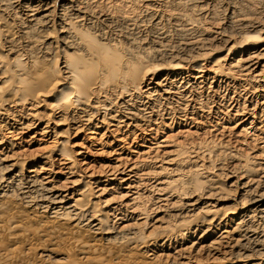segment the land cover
Instances as JSON below:
<instances>
[{
    "label": "bare ground",
    "instance_id": "obj_1",
    "mask_svg": "<svg viewBox=\"0 0 264 264\" xmlns=\"http://www.w3.org/2000/svg\"><path fill=\"white\" fill-rule=\"evenodd\" d=\"M20 1L22 2V6L24 5L25 9H26V10L23 9L25 11L24 15H23L25 17V19H23V21L25 22L26 25H28V26H25L27 29L24 26L23 27L31 33L39 32V30H38L39 26L44 27V23L49 22V21H47V19L52 13L50 7H48L47 0H20ZM91 2H92L91 0L90 1L89 0H66V3L63 6H61V9H62L61 13L60 14L58 13L59 17H60L59 19L61 21V23H59L60 29L58 32L59 33L58 39H54V40L50 41L49 43H46L43 46V49H41V50H43L42 51L43 55L41 56L42 57L41 58L42 59V61H41L42 65L38 68L31 69L30 73L28 74V79H27L28 81H26V82L22 81L21 83L19 82L16 86H14L12 88L11 93H13V94H10L9 97L7 99H5V101H4V103L6 105L5 108H2L0 105V121L2 119H4V120H2V123H6L5 124L6 127L9 126V124H12V122H13L12 125H14L15 128L13 127V129H11L10 133L7 134L6 136H4V137H6V139L10 140L12 143H13V140L14 141L17 140L18 136L21 134L25 135L31 131H34V133H35V130L37 129V126H38L36 123H39L41 128L39 131H37L38 137H41V138L44 137L45 138V135L48 136L51 134H53L54 137H63L64 134H67V136H68L70 132L74 133L73 135H78V136L84 135L85 138H87V141H89L91 143L90 145H92L93 147L104 146L105 148H108V149L110 148L111 149V153H110L111 159L109 161L108 166L106 165L107 167L103 168L105 170H103V171L100 170L101 172L100 171H97V172L91 171V169H93V168L90 167L91 168L90 169L89 166H91L90 164L92 162L93 163L96 162L93 159H97V156L99 154L97 152L95 154H92V152L90 153V150H88L86 148L87 146L85 147V145H84V146L80 147V149H81L80 151H77V153H75V155H73L72 153H69L66 150L67 140H63L61 143V146H60L61 149L59 151H57V153L55 155V160L57 162H59L60 165L62 166V168L60 170H58L59 172L58 171H57V173L54 172L55 174L54 173L52 174L49 172L46 173V172H43V171H45V168L40 167V166H39L40 168H38L37 166H33V167H31L30 170L26 171L27 176H24L25 175L24 172L26 170L25 167H27L26 162H21V161H19L20 159L18 161L17 160H11V158L15 155V153L11 154L13 156L10 158L8 156V154L0 152V157L3 156V159H0V163H7L8 162L7 166L3 167L4 170L0 169V175L3 174L2 172H4L5 174L8 175V180H9L7 183L8 185L10 184V182H14L18 177H21V176L26 177L25 178V180L27 182L26 186L28 185L27 190H29V192H24V189H22L21 190L22 192L16 193V196H15V195H13L14 189L12 191L10 190L13 193L12 194L8 190H6V188H4V184L2 183V181L0 182V264H29V258L30 257L38 258V255L40 256V255L47 254V253H49L50 255H54V250H53L54 246H52L50 248V250H48L49 249L48 246L43 247V246H39L37 244L33 245V241L37 240V239L45 238L47 240H50L51 235L54 233H56V234H58V236H60L58 239L67 241V242L66 241L65 242L68 245V249L66 251H64L65 256H68L69 252L73 253L74 255L79 256L77 259V262H75L73 260L71 264H121V261L123 262V264H129L130 261H129L128 255L133 254V252L128 251L127 254H125V252H123L121 250L119 251L118 249L135 250L136 248L137 249L141 248L140 250L144 251V252H142V254L145 256V260H147V262L149 264L155 263L157 261L158 262L166 261L170 264L171 263L172 264H260L261 263L260 259L256 258L254 261H252L253 259L250 260L249 257L245 256V255H243L244 257H242V256L231 257L230 256L231 259L227 258L228 260H226V261H223L224 259L219 261L220 259L217 260L218 258L215 260L214 259L215 257H214L213 258L214 260L211 259V261L210 260L208 261V259H206V261H208L207 263H204L203 260H200L201 258L196 259V260L194 259V261L191 262L190 258H192L194 254H196V257L200 254H203V255L207 254L209 257L212 252H215L217 250L219 251V245L223 244V240L230 239L233 241L234 237L237 234H240L239 231L242 228V225H243L244 220L246 218L264 219V151L263 152L261 151L262 154L259 155V157L256 156L255 158H253L255 156L254 155L248 161H240V162L238 161L239 157H240L239 154L236 152H230L229 153V150L227 147H226L227 150H225L224 152H222L223 151L222 150L218 154V156H221V157L222 156L228 157L229 154L234 157L233 158L230 156L232 159L231 161L233 162V166H234V168L236 167V169L234 170V173H231L230 176L233 175V179L235 181L233 180V181L229 182L228 184H230L229 186H231V187H235V190L234 189L228 190L229 192L228 193L226 192L227 194L222 193L224 190L223 188L226 187L227 185H225V186L223 184L211 185L210 180H212V179L209 180L208 177H205L204 179H199V176H205V175L210 176V175H212V173L213 174L218 173V170H216L215 172H214V170L212 171V169L209 166L210 164H208L209 162L207 163V161L212 158V155L215 156V154H216V153L213 154L214 151H211L213 149L203 150V148L198 147L199 145L195 148H188L187 149V148L183 147V146L188 145L187 142L185 143L186 145L184 143H179V142L177 143L176 142L175 144H180V145H178V146L174 145L173 146L174 142L171 140V136H170L169 139H167L168 138L167 137L166 140L162 141L163 145H161L160 144L161 142H160V143L155 144V146L157 145L156 148L155 147L154 148L153 147L152 148H148V147L146 148L145 147L147 149L146 151H143L140 153L136 152L137 157H135V155H134L133 159H125V157H123V154L121 153L124 150V148H122L121 150H116L118 144H119V146H120V144L127 146L126 143L128 141V134L129 133L127 135L123 136V138H121V136H122L121 133H123L122 131L124 128H126V129L132 128V129H130L131 131L132 130L133 131L138 130V132L139 131L142 132V135L149 136L150 139L149 138L147 139L146 137L142 138L143 144L149 143L153 146V144H152L153 142H151V141L157 140V139H154L155 132H157V130H155V128L152 125H156L158 123L156 122V124H154L155 122H152L151 121L152 119L147 117L148 115L146 116V115L142 114V112H144L145 110H142V108L136 109L134 106V104H135L134 101H135V99H137L139 93H142V94L146 93L148 98L151 96V94H150L151 92L149 90H151L152 88H148L147 90L142 89V87H143L142 83H144V81L147 80L146 79L147 75L143 72V70H144L143 65L145 64L146 60L151 62V60L153 58L156 59L157 58V57H155L156 55H158L160 58H164L166 61H167V59H169L172 56H169V54H166L165 52H167V51L164 52L165 54H156L155 56L152 54L153 56H146L144 59L137 57L138 55L134 56V55L126 54L127 51H126V53L123 54V56H120V54H118L119 53L118 50L109 51L108 49H106L101 44L100 45L98 43L93 44V40L91 39L90 36H92L91 32L94 30V26H93V23L91 24V19H89V17L93 18V16H91V14L96 13L97 17L99 16V17L105 18V20L109 21V20H111V16L108 15V13L103 14L105 11L104 12L99 11V9H102V8H99L98 12H97V10L95 9L96 5L94 7ZM96 2H98V1H96ZM119 2H117V3H119ZM199 2H200V0H199ZM117 3H116V5H117ZM97 7H99V6H97ZM117 7H118V9H121V8H119V6H117ZM175 7H177V6H175ZM5 8L9 9L6 6H5ZM179 8H180V6H179ZM111 9H112V7H111ZM122 9H121V11H122ZM206 9H208V8H206ZM114 10H112V11H114ZM108 12H109V10H108ZM123 12H124V10H123ZM110 13H112V12H110ZM116 13H118V12H116ZM179 13H181V12H179ZM122 14L123 13H121V15ZM167 14H169V13H167ZM176 14L177 13H175L174 15H176ZM95 15H94V17H95ZM127 15L128 14L125 13L126 18H127ZM181 15H182V13H181ZM112 16H114V14ZM125 16H124V18H125ZM170 16H172V15H170ZM176 16H178V15H176ZM15 17H17V16H15ZM17 18H21V17H17ZM17 18H16V20H17ZM120 19H122V18H120ZM21 20H22V18H21ZM136 20L134 19L133 21L136 22ZM179 20H181V19H179ZM188 20L189 19H187V22H188ZM258 20L259 19L255 20V24ZM194 21H195V19H194ZM130 22L133 23L132 21H130ZM162 22H164V21H162ZM252 22H254V21H252ZM47 23H45V24H47ZM262 23L260 22L259 25ZM257 24H258V22H257ZM95 26H97V25H95ZM134 26L135 25H133V27ZM137 26H136V28H138ZM176 26H177V24H176ZM187 26H190V25H187ZM181 27H183V26H181ZM40 29H41V27H40ZM126 29H128V28H126ZM201 29L204 30L205 28H201ZM54 30H56V29H54ZM129 30H131V29H129ZM189 30L190 29L188 28V30H185V31L188 32ZM206 30H204V31L206 32ZM43 31H45V30H43ZM179 31L185 32L184 30H181V29ZM25 33L26 32L24 31V34ZM102 33H97V34H102ZM26 34H28V33H26ZM49 35H50V33H49ZM51 35H53V33ZM156 38H158V37H156ZM214 38H215V36H214ZM104 39H105V37H104ZM104 39H102V40H104ZM143 40L144 39H142V41ZM131 41H132V39H131ZM135 41H136V39H135ZM200 41L201 40H199V42ZM12 42H13V40H12ZM203 42H204V39H203ZM225 43L228 46L232 45V42L229 39L226 40ZM186 44H189V43H186ZM53 45H55L56 51L54 53H52L53 55H52L51 59L46 58V57H48V55L51 54L50 51L52 50L51 48ZM253 45H254V43H253ZM37 46L38 45H36V48H37ZM33 47H34V45H33ZM39 47L42 48L41 46H39ZM189 48H190V46H189ZM261 48L262 49H260V51L258 50L255 53H252L250 55L248 54L247 58H245L244 60H242L240 58L239 61H236V60L233 61L234 65L232 62V64H230L228 69H225V70L222 69V71H221L220 65L218 64L219 61L215 62L216 61L215 60L214 61L215 63H213L215 65L214 66L212 65L213 68L211 67V70H209V72H211L210 75H216V74L221 72V73H224L225 76L228 78L229 77H237V76L240 77V75H241V77H244L246 79V78H250L249 74L251 72H253V74H255L254 83L256 84L257 87H263L260 84L264 83V71H263L264 70V47H261ZM235 49L236 48L234 45H232L230 48L231 51L235 50ZM37 50H38V48H37ZM37 50H35L36 53L38 52ZM129 50H130V48H129ZM142 50H143V48H142ZM172 50H173V48H172ZM35 51L33 50L34 53H35ZM159 51H157V53ZM161 51H163V50H161ZM231 51L229 52V54H231ZM49 52H50V54H49ZM144 52H146V51H144ZM154 52H156V51H154ZM190 52H191V50H190ZM159 53H161V52H159ZM7 54L14 56V54L16 55L17 52L14 51L13 46H11L9 48V51H7ZM170 55H172V53ZM198 56H199V54H198ZM6 57H7L6 54L4 55V54L0 53V64L3 62V60ZM142 57H144V56L142 55ZM175 57H176V55H175ZM32 58H33V56H32ZM173 58L174 57H172L170 59L172 60ZM46 60H48V61H46ZM59 60H63V62L60 61V66H62V68L61 67H60V69H58L59 67L53 68V66L55 64H57V62H59ZM171 60H169L170 63L172 62ZM44 62H47V63H44ZM161 63H163V62H161ZM186 68H187V66H186ZM197 68L199 70V66ZM183 69H185V68H183ZM190 70H192V69H190ZM61 71L65 75V76H63L64 77L63 79L59 75L61 73ZM202 72H200V73L202 74ZM191 75H193V74H191ZM210 75L208 74V76H210ZM192 78H193V76H192ZM204 79H206V78H204ZM241 79H239V80H241ZM2 80L3 79H1V77H0V83L2 82ZM185 80H186V78H185ZM198 80H199V78H198ZM61 81H62V83H61ZM246 82H247V80H246ZM185 83H187V82H185ZM162 84L161 83H155L157 88L161 87ZM195 85H194V88H195ZM196 88H197V85H196ZM178 89H180V87ZM162 91H163V89H162ZM166 91L164 93H165V95L168 96L171 92L170 91L166 92ZM191 92H193V91H191ZM174 96H176V95H174ZM145 97H146V95H145ZM187 97H189V96H187ZM148 98H147V100H148ZM156 98H158V97H156ZM195 98H196V96H195ZM195 98H194V100L196 101ZM161 99H163V97ZM180 99H181V97H180ZM183 100H185V99H183ZM159 102H157V103H159ZM165 102H166V99H165ZM177 102H176V104H177ZM185 102H186V100H185ZM198 102H200V101H198ZM163 103H164V101H163ZM166 103H168V102H166ZM155 104H156V102H155ZM200 105H202V104H200ZM44 106H46L47 109H44ZM147 106L144 108L146 109ZM181 106H185V103H184V105H181ZM188 106H189V104H188ZM158 107H159V104H158ZM176 107H179V106H176ZM199 108L201 109V107H199ZM178 109H180V107ZM41 110H43L45 112L43 113V111H41ZM158 110H159V108H158ZM175 110H177V109H175ZM158 113H159V111H158ZM145 114H147V113H145ZM148 114L150 115V112ZM152 116H154V114ZM164 116H165V113H164ZM169 116H167V117H169ZM175 116H176V114H175ZM190 116H192V115H190ZM172 117H173V115H172ZM173 119H174V117H173ZM176 119H178V118H176ZM142 120L144 123H147V124L141 125ZM162 120L163 119L161 118V123L163 122ZM164 120H166V119H164ZM181 120H182V118H181ZM191 120H189V121H191ZM252 120H253L252 121V123H253V122H255L256 118L253 116ZM186 121H187V119H186ZM248 121H249V119L244 121V122H248ZM178 123H177V125H178ZM170 124H168V126ZM188 124H189V122H188ZM218 127H220V126H218ZM261 127H262V125L259 128H256V130L253 131V134L252 133L249 134V132L246 131V129H244L243 127H240L234 135L239 137V139L240 138H245V139L249 138V139H252L254 141V143H258V140H257L258 136L256 137L257 138L256 139L255 135H258V134H259V136H260V134L264 135V126L262 128ZM167 128H169V127H167ZM157 129H160L159 125H158ZM224 129H223V127L218 128L217 131L219 133H223L226 130V129L225 130ZM232 130H234V129H232ZM2 131H3V128L1 125L0 126V134L2 133ZM8 131H9V129H8ZM131 131H129V132L131 133ZM6 132H7V130H6ZM125 132H126V130H125ZM229 132H227V133H229ZM134 133H132V135ZM157 133H159V132H157ZM194 133L189 134V132L186 131L184 134L185 135L188 134L185 137H187L189 139L190 136H192ZM214 133H216V132H214ZM224 133L222 135H220V136H222V138L224 136ZM157 135L158 134H156V136ZM231 135H233V134H231ZM34 137H35V135H34ZM34 137L32 139H36ZM215 137H216V135H215ZM139 138H141V137H139ZM139 138H137V139L135 138V139L138 140ZM21 139H22V137H21ZM260 139H261V137H260ZM19 140H20V138H19ZM244 141L246 142L245 144H248L246 140H244ZM241 143H242V141H241ZM3 144H4V140H0V146H2ZM14 144H15V142H14ZM202 144H203V142H202ZM238 144H240V143H238ZM131 145H132V143H131ZM191 145H192V143H191ZM243 145H244V143H243ZM248 145L250 146V144H248ZM259 145H261L260 148L262 150H264L263 141L261 144L259 143ZM190 147H192V146H190ZM126 148H128V147H126ZM159 148H163V150L160 152ZM169 148H171L172 150H169ZM255 148L259 149V146L255 147ZM129 149L130 148H128V150ZM200 152H202L203 154ZM22 153H24V152H22ZM50 157H51V155H50ZM126 157H127V155H126ZM48 158H49V156H48ZM76 158H77V160H76ZM215 158L218 159L217 157H215ZM242 159H243V157H242ZM157 163H162L163 166L159 167L160 169L158 171H152L153 173L149 172L152 164L157 165ZM214 164H216L215 160H214ZM218 167H216V169H218ZM94 169H95V167H94ZM221 169L222 168H220V170ZM231 170H232V168H231ZM253 170H255L258 173V175L256 177L251 176L252 175L251 171H253ZM186 172H188V173H186ZM221 174H222V171H221ZM75 176H77V178H79V179L75 180V178H76ZM59 177H62L61 186H52V183H54L53 180L55 178L59 179ZM151 179H156V181H157L156 184L154 183L155 184L154 186L156 187V190H157L156 192H158L156 200L159 203L158 210H160V212H164L165 209H167L166 211H168L170 209L177 210L178 208H181V207L185 208V209H191V208L197 207L198 205H200L202 203L207 205V208L210 207L211 209L212 208L214 209V211H212L209 208L210 210H208V211H211V212L210 213L206 212V214H209L210 216L209 215L204 216V219H203L204 222L201 224V226L198 223V225H199L198 227L200 229L202 227L201 231L206 232L205 233L206 238H207L206 241L196 240L193 243L190 242L188 244L189 245L188 247L183 245V246L176 247L175 250L172 252H167L165 250V247L168 245H171V241L173 242L172 237L174 236V238L176 239L177 242H178V240H181V239L184 241L185 236H186V230L188 231V229H186V230L181 229V228L178 229V227H176V229H174V231L171 233L162 234L159 237H157L156 239L150 238L151 240H149L148 242H143V241L139 242V235H138V232H137L138 230H137L136 226H139V228H140V226H143L148 221L149 216L147 218L146 217H144L142 219L139 218L140 220L138 219L137 220L138 222H135L136 225L135 224L134 225L128 224V223L124 222L123 219H120V218L117 219V218L113 217L112 212H117L120 209L129 210V211L131 210V212H133V214L137 213V215H138L140 213V215L142 216V214H144L145 212L143 211L144 213H142V211H140L139 206H138V202L142 198V194H140V192H141L140 186H142L143 184H144V186H146V182H149ZM225 179H227V177ZM228 181H229V179H228ZM17 182L20 183V181H17ZM58 185H60V184H58ZM19 187H20V185H19ZM21 187H23V186H21ZM122 187H123V189H122L123 192H120V194L118 193L121 197V199L119 197L120 201L115 203V207L114 206L109 207V210H108L107 207L111 203L109 201H103L102 202L104 195L107 194L106 192H113V191H116ZM17 189L20 190L21 188H17ZM35 192H37V195H40L41 198H38L35 200V198L33 199L30 196L33 194L35 196V194H36ZM19 193H20V196L18 195L19 196V198H18L17 194H19ZM232 193H234L235 195H233ZM232 197H233L234 201L237 199L246 200V201H243L244 203L240 200L242 202V205H241L242 209L239 208L238 204H236L237 205L236 207H226L228 202L227 203H224V202H226L227 199H231ZM17 199L19 201H21L22 204L25 206L24 209L17 207L18 202H17V204H16V202L14 203V200L17 201ZM99 205L100 206H103V205L106 206V210L103 211V215H99V213L97 211V209L99 208ZM217 207L222 208L221 209L222 214H219L220 210L215 211V208H217ZM174 214L176 215V213H174ZM111 218H114L113 222L111 221ZM159 220H160V218H159ZM156 222H159V221H156ZM33 223H35L36 226H39L43 229L38 230V231L32 229L30 224H33ZM110 223H111V225H110ZM148 225H149V223H148ZM64 226L70 227L71 233L68 234L69 235L68 237H66L62 232V228ZM145 226H146V224H145ZM159 227H161V226H159ZM152 228H154L153 225H152ZM168 228L169 227L166 226V229H168ZM82 229H84V230H82ZM140 230H141V228H140ZM189 230H191V229H189ZM263 231H264V229H263ZM131 233L133 234L132 237H130ZM190 233H191V231H190ZM110 234H112V236ZM191 235H193V234H191ZM148 236L150 237V235H148ZM202 238H204L202 240H205V237L202 236ZM4 240L6 241L7 246L5 245L6 243L4 245L2 243ZM257 242H259V241H257ZM240 243L241 242L239 240L233 242V244L236 247L238 245H240ZM221 245H220V247H222ZM34 246H35V248H34ZM6 247H12L11 251L8 250ZM23 248L28 250L29 252L33 251V253L29 254V252H24L22 250ZM186 256H188V258ZM211 256H213V255H211ZM211 256H210V258H211ZM196 257H194V258H196ZM78 260H79V262H78ZM118 260H120V261H118ZM136 261H138V259H136ZM139 261H138V264L140 262H142V261H140V262Z\"/></svg>",
    "mask_w": 264,
    "mask_h": 264
},
{
    "label": "rangeland",
    "instance_id": "obj_2",
    "mask_svg": "<svg viewBox=\"0 0 264 264\" xmlns=\"http://www.w3.org/2000/svg\"><path fill=\"white\" fill-rule=\"evenodd\" d=\"M9 1L10 0H0V53L7 55V57L0 64V77H1V79H3L2 82L0 83V105L2 108H5V106H6L4 103L5 99H7L10 94H13V93H11L12 88L14 86H16L19 82L21 83L22 81H24V82L28 81L27 80L28 74L30 73L31 69L38 68L42 65L41 64V61H42L41 56L43 55L42 54L43 50H41V49H43V46L46 43H49L50 41H52L54 39H58V37H59L58 32L60 29L59 23H61V21L59 19L60 18L59 14L61 13V10H62L61 6H63L66 3V0H47L48 7H50V9L52 11L51 15L49 16L50 18L48 17V19H47V21H49V22L48 23L45 22L47 24L44 23L45 28L42 26H39L38 30L40 33L39 32H33V31H32L33 33H31L28 30H26L27 28L25 26H28V25H26L25 22L23 21V19H25V17L23 16L24 12H25L24 10H26L25 6L24 5L22 6V2L20 0H15V1L11 0L12 1V2L10 1L11 3ZM91 1H92L91 2L92 5L94 7L96 5L95 9L97 10V12H98L99 8H102V9H99V11H101V12L105 11L103 14L108 13V15L111 16V20L108 21V20H105V18H101L99 16H98L99 17L98 18L97 14L93 11L96 15L91 14V16H93V18L89 17V19H91V24L93 23V26H94V30L91 32L92 36H90L91 39L93 40V44H95V43H98L99 45L101 44L106 49H108L109 51L118 50L119 51L118 54H120V56H123V54L126 53V51H127L126 54L134 55V56L138 55L137 57L143 58V59L146 56H153V55L155 56L156 54H165V53L169 54V56L174 57L172 60L170 59L172 57H170L166 61L164 58H160L158 55H156L155 57H157V58L156 59L153 58L151 60V62L146 60L145 64L143 65V67H144L143 72L147 75V78H146L147 80H145L144 83H142V85H143L142 89L147 90L148 88H152L151 90H149L151 92L150 94L152 97L150 96L148 98L146 93H143V94L139 93V95L137 97V99L138 98L139 99L138 100L135 99V101H134L135 102L134 106L136 109L142 108V110L146 111V112L145 111L142 112L143 115H146V116L148 115L147 117L152 119L151 121L155 122L154 124H156V122L158 123L156 125H152L155 128V130H157V132H159V133L155 132L154 139H157V140L151 141V142H153L152 143L153 146L149 143L143 144L142 138L146 137L147 139L148 138L150 139L149 136L142 135V132H140V131L138 132V130L137 131H133V130L131 131L130 129H132V128H127V129L124 128L122 131L123 133H121L122 134L121 138H123V136H125L129 133L128 134V141L126 143L127 146L123 145V144H120V146H119V144H118L116 150H121L122 148H124V150L121 152L123 154V157H125V159H133L134 155H135V157H137L136 156L137 153L146 151L147 147L148 148H152V147L156 148L157 145L155 146V144L160 143V142H161L160 144L163 145L162 141L166 140L167 137H168L167 139H169L170 136H171V140L174 142L173 146L174 145L175 146L180 145V144H175L176 142L177 143L178 142L184 143V144L187 142L188 145L185 144L186 146H183L187 149L188 148H195L198 145H199L198 147L203 148V150L213 149L211 151H214L213 154H215V153L216 154H215V156L212 155V158L210 160H208L207 163L209 162L208 164H210L209 166L212 169V171L214 170V172H215L216 170H218V173H216V174L212 173V175H210V176H207V175L199 176V179H204L205 177H208L209 180L212 179V180H210L211 185H217V184H220V185L223 184L224 186L227 185L226 187L223 188L224 190L222 193H226V192L228 193L229 192L228 190H233V189L235 190V187H231V186H229L230 184H228L229 182L234 180L233 175L232 176H230V175H231V173H234V170L236 169V167L234 168L233 162L231 161L232 160L231 157H233V156L229 154L228 157L227 156L221 157V156H218V154L222 150H223L222 152H224L228 148L229 153L230 152H236L239 154L240 157H239L238 161L240 162V161H248L254 155L255 156L253 158H255L256 156L259 157V155H261L262 152L264 151L260 148L261 145H259V143L261 144L262 141L264 143V135H261V134H260V136H259V134L255 135V138L258 136L257 137L258 139L256 138L258 140V143H254V141L252 139H249V138H247V139L240 138L239 139V137L234 135L240 127H243L244 129H246V131H248L249 134H251V133L253 134V131L256 130V128H259L261 125H262V127L264 126V83L260 84L263 87H257L256 84L254 83L255 74H253V72H251V73L249 72L250 78L245 79L244 77H241V75H240V77L242 79L239 76L229 77L230 78L229 79L228 77L225 76L224 73H221V72L216 74V75H210L211 72H209V70H211V67L213 68V66L215 65L213 63H215L217 61H219L218 64L221 67V71H222V69L223 70L228 69L230 64H232L233 61H235V60L239 61L240 58L242 60H244L245 58H247L248 54L250 55L252 53H255L258 50L260 51V49H262L261 47H264V44H263L264 43V29H263L264 28V0H200V2H199V0H190L191 2L189 0H91ZM96 1H98V2H96ZM114 1L116 3L119 1L120 2L117 3V5H116V3ZM2 6L4 8L6 6L9 9H6V8L4 9ZM97 6H99V7H97ZM117 6H119V8H121V9L123 8L122 11H121V9H118ZM175 6H177V7H175ZM179 6H180V8H179ZM111 7H112V9H111ZM206 8H208V9H206ZM108 10H109V12H108ZM112 10H114V11H112ZM123 10H124V12H123ZM110 12H112V13H110ZM116 12H118V13H116ZM179 12H181L182 15ZM121 13H123L122 14L123 16L121 15ZM125 13L128 14L127 18L125 16ZM167 13H169L172 16H170ZM175 13H177L176 15H178L179 17L174 15ZM113 14H114V16H112ZM94 15H95V17H94ZM15 16L21 17L22 20H21V18H17ZM124 16H125V18H124ZM119 17L122 18L123 20L120 19ZM16 18H17V20H16ZM112 18L113 19L115 18V19L113 20ZM128 19L130 21H132L133 23H131ZM134 19L135 20L137 19L136 22L133 21ZM179 19H181V20H179ZM187 19H189L188 22H187ZM194 19L196 22L194 21ZM256 19H259L257 21L258 24H257V22L255 24ZM161 20L164 22H162ZM251 20L254 22H252ZM260 22L261 23L263 22V23L259 25ZM132 24L135 26L133 27ZM176 24H177V26H176ZM95 25H97V26H95ZM187 25H190V26H187ZM46 26L47 27L49 26V27L47 28ZM136 26L138 28H136ZM181 26H183V27H181ZM40 27H41V29H40ZM126 28H128V29H126ZM188 28L190 30L188 32L185 31V30H188ZM201 28H205L204 30L207 29L206 32ZM54 29H56V30H54ZM129 29H131V30H129ZM178 29L184 30L185 32L179 31ZM43 30H45V31H43ZM24 31L28 34H26V33L24 34ZM49 33H50V35H49ZM52 33L54 36L51 35ZM97 33H102V34H97ZM214 36H215V38H214ZM104 37L106 40L104 39ZM125 37L126 38L128 37V38L126 39ZM156 37H158V38H156ZM11 39L13 40V42ZM102 39H104V40H102ZM131 39H132V41H131ZM135 39H136V41H135ZM142 39H144V40L142 41ZM203 39H204V42H203ZM228 39L232 42V45L235 46V48H236L235 50H232V51L230 50L232 45L231 46L226 45L225 42ZM199 40H201V41L199 42ZM186 43H189V44H186ZM253 43H254V45H253ZM33 45H34V47H33ZM36 45H38L37 46L38 50L36 48ZM188 45L190 46V48ZM11 46H13L14 51H16L19 56L17 54L16 55L14 54V56L7 54V51H9V48ZM39 46H41L42 48H40ZM171 47L173 48V50ZM129 48H130V50H129ZM142 48H143V50H142ZM51 49H52L50 51L51 54L49 52L50 55H48V57H46V58H50V59L52 58V55H53L52 53H54L56 51L55 45H53ZM33 50L34 51L37 50L38 52L36 53V51H35V53H34ZM161 50H163V51H161ZM190 50H191V52H190ZM144 51H146V52H144ZM154 51H156V52H154ZM157 51H159L161 53H159V52L157 53ZM165 51H167V52H165ZM230 51H231V54H229ZM171 53H172V55H170ZM141 54L144 57H142ZM198 54H199V56H198ZM175 55H176V57H175ZM32 56H33V58H32ZM169 60H171L172 62L170 63ZM46 61H48V60H46ZM60 61L63 62V60H59V62H57V64H55L53 66V68H58V67H59L58 69H60V67L62 68V66H60ZM161 62H163V63H161ZM44 63H47V62H44ZM233 65H234V62H233ZM186 66H187V68H186ZM198 66H199V70L197 68ZM183 68H185V69H183ZM190 69H192V70H190ZM200 72H202V74ZM190 73L193 75H191ZM208 74L210 76H208ZM59 75L62 79L64 78L63 76H65L62 73V71ZM192 76H193V78H192ZM185 78H186V80H185ZM198 78H199V80H198ZM204 78H206V79H204ZM239 79H241V80H239ZM246 80H247V82H246ZM185 82H187V83H185ZM61 83H62V81H61ZM155 83H161V84L163 83V84L161 87L157 88ZM195 84L197 85V88H196ZM194 85H195V88H194ZM179 87H180V89H178ZM162 89H163V91H162ZM190 90L193 92H191ZM165 91L166 92L170 91L171 93L167 96L164 93ZM145 95L148 98V100L145 97ZM174 95H176V96H174ZM187 96H189V97H187ZM195 96H196V98H195ZM156 97H158V98H156ZM162 97H163V99L165 98L166 102H168L169 104L165 102V99L164 100L161 99ZM180 97H181V99H180ZM182 98L185 99L186 102ZM194 98L196 99L197 102L194 100ZM140 101L141 102L143 101V102L141 103ZM163 101H164V103H163ZM198 101H200V102H198ZM155 102H156V104H155ZM157 102H159V103H157ZM176 102H177V104H176ZM184 103H185V106H181V105H184ZM187 103L189 104V106ZM158 104H159V107H158ZM200 104H202V105H200ZM146 106H147V108L145 109L144 107H146ZM176 106H179L180 109H178L179 107H176ZM199 107H201V109ZM158 108H159V110H158ZM44 109H47V107L44 106ZM175 109H177V110H175ZM41 111H43V110H41ZM158 111H159V113H158ZM44 112L45 111H43V113ZM149 112H150V115L148 114ZM145 113H147V114H145ZM152 113L154 114V116H152L153 115ZM164 113H165V116H164ZM175 114L177 117L175 116ZM172 115H173L174 119H173ZM190 115H192V116H190ZM167 116H169V117H167ZM253 116L256 118V120H255V122L252 123ZM161 118L163 119L162 123H161ZM176 118H178L179 120ZM181 118L183 121L181 120ZM164 119H166V120H164ZM186 119H187V121H186ZM188 119L189 120L192 119V120L189 121ZM248 119H249L248 122H244ZM2 120H4V119H2ZM2 120L0 121V126L2 125L3 131L0 134V138L2 137L0 140H4V144L2 146H0L1 147L0 152L8 154V156L10 158L13 156L11 154L15 153V155L11 158V160H17L18 161L20 159L19 161L26 162L27 167H25L26 170L24 172V174H25L24 176H27L26 171L30 170L31 167H33V166H37L38 168H40V167L45 168V171H43V172H46V173H48V172L52 173V174L54 172L57 173V171L60 170L62 168V166L60 165L59 162H57L55 160V155H56L57 151H59L61 149L60 146H61V143L63 140H67L66 150L69 153H72L73 155H75V153H77V151H80L81 150L80 147L84 146V145H85V147L87 146L86 148L88 150H90V153L92 152V154H95L97 152L99 154V155L97 154L98 155L97 159H93L96 162L95 163L92 162L90 164L91 166H89V168L91 167L93 169L95 167L94 170L90 168L91 171L97 172L100 170H102V171L105 170L103 168L108 166L109 161L111 159V157H110L111 149L110 148L108 149V148H105L104 146L93 147L92 145H90L91 143L89 141H87V138H85L84 135H81V136L73 135L74 133L70 132L68 136H67V134H64L63 137H54L53 134L48 135V136L45 135V138L44 137H42V138L38 137L37 131H39L41 128L39 123H36L38 126H37V129L35 130V133H34V131H31L25 135L21 134L18 136V139L16 138L17 140H15V141L13 140V143H12L10 140L6 139V137H4V136L9 134L11 129H13V127H14V125H12L13 122H12V124H9V126L6 127V125H5L6 123H2ZM188 122H189V124H188ZM177 123H178V125H177ZM143 124H147V123H144L142 120L141 125H143ZM168 124H170V125L168 126ZM158 125H159L160 129H157ZM218 126H220V127H218ZM167 127H169V128H167ZM222 127H223V129L224 128L226 129V130L224 129L225 133L223 132L224 133L223 138H222V136H220L223 133H219L217 131L218 128H222ZM8 129H9V131H8ZM232 129H234V130H232ZM6 130L8 133L6 132ZM125 130H126V132H125ZM129 131H131V133ZM184 131L189 132V134L195 132L194 133L195 135L193 134L194 136L192 135L188 139L187 137H185L188 134L185 135ZM214 132H216V133H214ZM227 132H229V133H227ZM132 133H134V134L132 135ZM156 134H158V135L156 136ZM231 134H233V135H231ZM34 135H35V137H34ZM215 135H216V137H215ZM21 137H22V139H21ZM33 137L36 139H32ZM139 137H141V138H139ZM260 137H261V139H260ZM19 138H20V140H19ZM135 138L136 139L139 138V139L136 140ZM244 140H246L247 143L250 144L251 147L248 144H245L246 142ZM241 141H242V143H241ZM14 142H15V144H14ZM202 142H203V144H202ZM131 143H132V145H131ZM191 143H192V145H191ZM238 143H240V144H238ZM243 143H244V145H243ZM189 145L192 147H190ZM252 146L253 147L259 146V149L255 148V147L253 148ZM126 147H128L130 149L128 150V148H126ZM162 150H163V148H159L160 152ZM169 150H172V149L169 148ZM22 152H24V153H22ZM200 153H202V152H200ZM50 155H51V157H50ZM126 155H127V157H126ZM48 156H49V158H48ZM215 157H217L218 159H216ZM242 157H243V159H242ZM0 159H3V156L0 157ZM76 160H77V158H76ZM214 160H215L216 164H214ZM162 163H157V165L152 164L149 172L153 173L152 171H158L160 169L159 167L163 166ZM7 164H8V162L7 163H0V169L4 170L3 167L7 166ZM216 167H218V169H216ZM220 168H222V169L220 170ZM231 168H232V170H231ZM221 171H222V174H221ZM2 173L3 174L0 175V178L2 177L0 179V182L2 181V183L4 184V188H6V190H8L9 192H11L14 189L13 190L14 194L11 192L13 195L16 196V193H18V192L21 193L22 189H24V192H29V190H27L28 185L26 186V183H27L25 180L26 177H24V176L18 177L14 182H10V184L8 185L7 184L9 181L8 175L5 174L4 172H2ZM186 173H188V172H186ZM251 174H252L251 176H254V177H256L258 175V173L255 170L251 171ZM75 177H76L75 180L79 179V178H77V176H75ZM226 177H227V179H225ZM59 179L55 178L53 180L54 183H52V186H61L62 177H59ZM228 179H229V181H228ZM151 180L149 182H146V186H144V184L143 185L141 184L142 186H140V188H141L140 194H142L143 199L141 198L139 200L138 206H139L140 211H142V213L145 212L144 213L145 215L141 213L142 214V216H141L140 213L137 215V213L133 214V212H131V210L129 211V210L120 209L117 212H112L113 217L117 218V219H119V218L123 219V221L128 223V224H133V225L135 224L136 225L135 222H138L137 220L139 218L142 219L144 217L147 218L149 216L148 221L145 223L146 226H145V224L143 226H140L141 230H140L139 226H136V228L138 230V231L137 230L136 231L138 232V235H139V242H141V241L148 242L151 239H156L157 237H159L162 234L171 233L174 231V229H176V227H178V229H180V228L185 229V230L188 229V231L186 230V236H185L184 241L181 239V240H178V242H177L176 239L174 238V236L172 237V240H173V242L171 241L172 246L168 245L165 247V250L167 252H172L175 250L176 247L183 246V245L188 247L189 246L188 244L190 242L193 243L196 240L206 241V239H207L206 234H205L206 232L201 231L202 227L200 229L198 226L199 225L201 226V224L204 222V220H203L204 216L209 215V214H206V212L210 213L211 211H208V210H210L211 208L210 207L207 208V205L202 203V204L198 205L197 207L191 208V209H185V208L181 207V208H178L177 210L170 209V210L166 211L167 209H165V211L163 210L164 212H160V210H158L159 203L156 200L158 192H156L157 190H156V187L154 186L157 181H156V179H151ZM17 181H20V183ZM58 184H60V185H58ZM19 185H20V187H19ZM21 186H23V187H21ZM16 187L21 188V189L18 190ZM122 189H123V187L116 190V191H113V192H106L107 194L104 195L102 202L103 201H109L111 203L107 207L108 210H109V207H113V206L115 207V203L120 201L121 197L119 194H120V192H123ZM20 193L17 194V196L18 195L20 196ZM35 193H36L35 196H34V194L30 195L33 199L35 198V200H36L38 198H41L40 195H37V192H35ZM232 194L235 195L234 193H232ZM19 196H18V198H19ZM119 197H120V199H119ZM231 199H227L226 202H224V203L228 202L226 207H236L237 206L236 204H238L239 208L242 209V207H241L242 202L246 201V200H242V199H237V200H235L236 201L235 202L233 197ZM15 202H16V204L18 202L17 207H19L21 209L25 208V206L22 204V202L19 201L18 199H17V201L14 200V203ZM221 209H222L221 207H217V208H215V211L220 210L219 214H222ZM105 210H106L105 205H103V206L99 205V208L97 209L99 215H103V211H105ZM211 210L214 211L213 208ZM174 213H176V215ZM114 218H111L112 222L114 221ZM159 218H160V220H159ZM155 220L159 221V222H156ZM148 223H149V225L150 224L151 225L149 226ZM198 223H199V225H198ZM30 225H31L32 229L37 230V231L43 229L39 226H36L35 223L30 224ZM110 225H111V223H110ZM152 225L154 228H152ZM157 226L158 227L161 226V227L158 228ZM166 226H168L169 228L166 229ZM242 228H241L242 230L240 229V231H239L240 234H237L234 237L233 241L230 239L223 240V244L222 245L220 244L222 247H220V245H219V251L217 250L215 252H212L210 254V256L213 255V256H211V258H210V256L208 257L207 254H204V255L200 254L197 257H196V254H194L195 256L193 255V257L190 258V261L192 262V261H194V259L196 260V259H200V258H201L200 260H203L204 263H207L209 260L211 261V259L216 260L217 258H218L217 260L220 259L219 261H221L223 259H224L223 261H226L229 258L231 259V257H233V256L244 257L243 255H245V256H248L250 260L253 259L252 261H254L256 258L260 259L261 260L260 264H264V248H263L264 247V231H263L264 219L246 218L244 220ZM189 229H191V230H189ZM82 230H84V229H82ZM190 231H191V233H190ZM62 232L66 237H68L69 236L68 234L71 233L70 227L64 226L62 228ZM191 234H193V235H191ZM110 235L112 236V234H110ZM148 235H150V237ZM132 236H133V234L131 233L130 237H132ZM202 236L205 237V240H202V239H204V238H202ZM59 237L60 236H58V234L54 233L51 235L50 240H47L45 238L34 240L33 245L37 244V245L43 246V247L48 246V248H49L48 250H50V248L52 246H54L53 247L54 255H50L49 253H47V254H43L40 256L38 255V258L30 257L29 258V264H71L73 260L75 262H77V259L79 256L74 255L71 252L68 253V256H65L64 251H66L68 249V245L66 243L67 241L58 239ZM237 240H239L241 242L240 243L241 246L238 245L236 247L233 244V242L237 241ZM257 241H259V242H257ZM2 243L4 245L6 243V241L4 240ZM5 245L7 246V243ZM6 248L10 251L12 249V247H6ZM34 248H35V246H34ZM140 249L136 248L135 250H130V249H118V250L125 252V254H127L128 251L133 252V254L128 253L129 254L128 257H129V261H130L129 264H138L139 260L142 261V262L139 261L140 262L139 264H149L147 262V260H145V256L142 254V252H144V251H141ZM22 250L24 252H29L28 250H26L24 248ZM32 253H33V251L29 252V254H32ZM186 257L188 258V256H186ZM194 257H196V258H194ZM136 259H138V261H136ZM206 259H208V261H206ZM118 261H120V260H118ZM78 262H79V260H78ZM121 264H123L122 261H121ZM150 264H170V263H168L166 261H161V262L157 261L155 263H150Z\"/></svg>",
    "mask_w": 264,
    "mask_h": 264
}]
</instances>
